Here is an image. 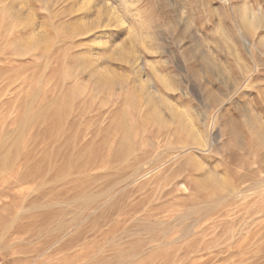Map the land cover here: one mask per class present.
Masks as SVG:
<instances>
[{"label": "rangeland", "instance_id": "obj_1", "mask_svg": "<svg viewBox=\"0 0 264 264\" xmlns=\"http://www.w3.org/2000/svg\"><path fill=\"white\" fill-rule=\"evenodd\" d=\"M0 264H264V0H0Z\"/></svg>", "mask_w": 264, "mask_h": 264}, {"label": "bare ground", "instance_id": "obj_2", "mask_svg": "<svg viewBox=\"0 0 264 264\" xmlns=\"http://www.w3.org/2000/svg\"><path fill=\"white\" fill-rule=\"evenodd\" d=\"M251 3V2H250ZM232 4V3H231ZM246 17V32L249 35L250 38H254L252 34L254 33L255 28L261 23V19L255 15V13L251 10L250 6H247V10H245V16ZM249 38H246L245 40H248ZM252 41V40H251ZM258 69L255 67V71ZM251 69L249 67L244 66L243 67V73L241 79L243 80L242 83L245 85L246 83H249L251 81ZM241 83V84H242ZM247 85V84H246Z\"/></svg>", "mask_w": 264, "mask_h": 264}]
</instances>
